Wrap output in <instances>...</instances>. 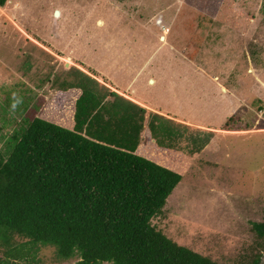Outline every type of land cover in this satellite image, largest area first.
Here are the masks:
<instances>
[{
	"label": "rangeland",
	"instance_id": "1",
	"mask_svg": "<svg viewBox=\"0 0 264 264\" xmlns=\"http://www.w3.org/2000/svg\"><path fill=\"white\" fill-rule=\"evenodd\" d=\"M0 7L2 133L23 121L21 113L7 111V98L14 95L40 101L38 116L60 115L65 98L55 91L54 75L73 65L106 84L111 75L122 85L133 83L131 75L146 66L133 93L151 111L190 130L208 122L203 131L218 138L184 164L174 161L185 166L175 167L183 179L153 224L220 263L240 264L261 251L264 238L253 222L264 221V0H9ZM149 75L155 81L148 82ZM233 115L232 122L243 126L236 129L248 130L224 133L211 125ZM144 130L140 150L148 158L165 165L181 152L154 146L148 151V142H155ZM28 241L12 236L24 248L20 258L7 257L0 243V258L10 264L80 259L58 258L53 245Z\"/></svg>",
	"mask_w": 264,
	"mask_h": 264
},
{
	"label": "trees",
	"instance_id": "2",
	"mask_svg": "<svg viewBox=\"0 0 264 264\" xmlns=\"http://www.w3.org/2000/svg\"><path fill=\"white\" fill-rule=\"evenodd\" d=\"M53 86L65 98L60 115L38 116L41 102L32 96L7 98V111L21 113L27 123L10 133L0 128V243L7 257L25 256L12 242L19 235L53 245L58 258L80 256L72 264H226L177 243L152 222L183 179L175 167L185 166L174 161L200 155L215 133L190 130L75 65L55 74ZM234 120L222 129H241ZM145 128L155 142H148V151H181L169 161L174 165L140 150ZM253 229L264 238V221L253 222ZM261 244L240 264H264Z\"/></svg>",
	"mask_w": 264,
	"mask_h": 264
},
{
	"label": "crops",
	"instance_id": "3",
	"mask_svg": "<svg viewBox=\"0 0 264 264\" xmlns=\"http://www.w3.org/2000/svg\"><path fill=\"white\" fill-rule=\"evenodd\" d=\"M147 62H148V59H147ZM147 65V64H146ZM143 67V66H142ZM140 67V69H138L137 71H136V76H134L135 74H133V75H131V78H130V80L133 78V77H135L134 78V82L133 83H130V84H124V85H122L118 80H113L114 78H113V76H108V75H106V78H108L109 79V83L110 84H108L113 90H116L117 92H119V93H121V94H123V95H125L126 97H128V98H130V99H132V100H134V101H136V102H139V104H141V105H143V106H148L147 108H151V107H149V105H147L148 103L147 102H145V100H142V99H140V98H138L135 94L136 93H133L135 90H136V85H135V81H136V79L137 78H139L140 77V79H141V77L142 76H144V72H143V69L146 67ZM105 74V73H104ZM108 76V77H107ZM154 79V81H155V78L153 77V76H151V75H149L148 76V82H149V79ZM112 80V81H111ZM260 81H261V79H260ZM121 84V85H120ZM261 98H264L262 95H259ZM152 103V102H151ZM258 115V114H257ZM260 118H262L263 117V115L262 114H260V115H258ZM225 117V116H224ZM230 117H225V120H224V122L223 123H221L220 124V126H217V125H214V124H211L212 126H214V127H217L220 131L221 130H223L222 132H230L231 130H225V129H222L223 127V124L229 119ZM264 118V117H263ZM191 120H194L193 122H196V123H198V124H200L201 123V120H197V119H195V118H192ZM263 121H264V119H263ZM204 125L205 126H203V125H197V126H202V127H208V126H210V124L208 123V122H205L204 123ZM202 127H200V129H203ZM214 129V128H213ZM218 129H214V130H216V131H219ZM239 130H241V131H245V130H248V129H238V130H233V131H239ZM217 137L216 136H214L213 138H212V140H211V145L212 144H214L213 142H217ZM215 142V143H216ZM213 146V145H212ZM220 150V149H219ZM218 150V151H219ZM227 157H231L230 156V153L227 151Z\"/></svg>",
	"mask_w": 264,
	"mask_h": 264
},
{
	"label": "water",
	"instance_id": "4",
	"mask_svg": "<svg viewBox=\"0 0 264 264\" xmlns=\"http://www.w3.org/2000/svg\"><path fill=\"white\" fill-rule=\"evenodd\" d=\"M55 14L58 15V14H59V11L56 10ZM65 66H66V67H69L70 65H69V63L66 62V63H65Z\"/></svg>",
	"mask_w": 264,
	"mask_h": 264
},
{
	"label": "bare ground",
	"instance_id": "5",
	"mask_svg": "<svg viewBox=\"0 0 264 264\" xmlns=\"http://www.w3.org/2000/svg\"><path fill=\"white\" fill-rule=\"evenodd\" d=\"M58 11H59V10H58ZM59 14H60V12H59ZM59 14H58V15H59Z\"/></svg>",
	"mask_w": 264,
	"mask_h": 264
},
{
	"label": "clouds",
	"instance_id": "6",
	"mask_svg": "<svg viewBox=\"0 0 264 264\" xmlns=\"http://www.w3.org/2000/svg\"><path fill=\"white\" fill-rule=\"evenodd\" d=\"M13 107H15V105H13Z\"/></svg>",
	"mask_w": 264,
	"mask_h": 264
}]
</instances>
